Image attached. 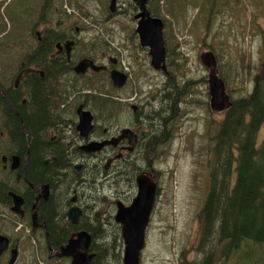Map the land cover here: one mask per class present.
I'll use <instances>...</instances> for the list:
<instances>
[{"label": "flooded vegetation", "instance_id": "obj_1", "mask_svg": "<svg viewBox=\"0 0 264 264\" xmlns=\"http://www.w3.org/2000/svg\"><path fill=\"white\" fill-rule=\"evenodd\" d=\"M118 1L120 0H117L114 12H111L110 0H106L108 13L119 15L123 12L124 15H128L132 12L131 19L136 22L135 15L138 9L135 3L124 0L126 5L124 7L118 5ZM132 7L136 8L135 12ZM67 14L72 19L71 13L67 11ZM110 18L112 17H106L105 20ZM81 21L88 24V20L84 18H81ZM34 23H38L37 29L41 28V15ZM64 30L66 31L38 32L34 29L36 43L49 44L39 47L37 51V58L40 60L41 57V69L36 63L24 61L29 48L23 47L22 55L25 57L20 56L22 61L17 65L13 79L6 87L9 94L0 89V94L8 105L6 121L1 129L5 132L11 147L19 148L15 151L9 147L6 154L0 157L1 164L4 170L8 167L15 184L19 185L22 182L26 184L28 190L23 191L27 190L32 194L34 204L37 202L40 204L39 209L33 208V204L30 212H26L22 206V214L18 215L22 219L20 226L24 223L29 227L28 237L31 241L24 242H27L26 250L30 251L22 254L24 242L21 243L22 237L18 234L14 239L7 237L9 245L0 258L4 254L9 260L12 251L17 249V259L20 256L37 257L41 258L40 264H71V257L58 254L79 232L88 233L91 244L94 238L91 231L96 229L103 233L107 232L111 224L120 229L121 235V225L115 220L117 205L128 207L131 204L137 194V178L145 176L155 183L157 188L155 204L159 198L161 188L155 179L154 163L158 150L170 144L176 136V134L169 136L172 129L169 123L175 116L172 115L169 105H172L170 100L173 99V95L183 90L180 86L186 81L179 84V79L170 78L166 65L167 73L156 71L165 77L163 81L146 85L144 92L141 87L138 93L121 58L122 53L128 49L127 45L121 50H112L115 55L111 56V49L102 46L101 40L97 39L96 43L99 45L91 51L90 56L81 47L82 44L91 42L84 41L85 28L81 26L71 30L66 25ZM133 35L137 38L135 30ZM2 37L0 35V38ZM15 49L20 50L17 47ZM137 49L146 51L148 55V49L141 47L139 41ZM132 54L130 56H133ZM82 60L92 61L95 66L103 69L97 72L86 69L83 73H76L74 67ZM25 70L27 73L23 74ZM111 70L126 75L127 79L123 86L113 85L109 76ZM19 74L21 76L15 85ZM29 77L41 79L43 94L39 99L34 96L30 89L31 85L27 84V80L30 81ZM93 78L100 79V85L93 86L90 83ZM76 83L79 90L62 89L63 84L73 86ZM130 87L133 88L128 91ZM113 91L118 94L115 95ZM163 96H166L168 105L161 103ZM185 102L184 99L177 104L178 110H182L181 104ZM87 114L90 117L89 129H86ZM24 118L26 122L31 123V127H35L38 134L36 142V148L40 152L38 170H33L36 165L32 164L30 154L33 138L28 139L21 127ZM14 119L20 122L19 131L24 133L22 139L17 134ZM81 124L82 129L79 128ZM177 127L178 131V123ZM21 142L25 144V150L21 149ZM93 147L98 148L92 149ZM21 151H24L23 154ZM15 156L19 161L17 166L15 165L16 168L11 169ZM26 172H30L31 176L33 174L36 182L38 181L36 186L27 182ZM37 198L39 199L35 203ZM10 202L12 206V200ZM155 204L147 229L154 214ZM71 208L79 211L76 222L73 223L67 215ZM38 238L41 240L40 244L36 243ZM103 241L108 242L107 238ZM91 244L87 252L94 256L89 264H93L95 259Z\"/></svg>", "mask_w": 264, "mask_h": 264}, {"label": "rangeland", "instance_id": "obj_2", "mask_svg": "<svg viewBox=\"0 0 264 264\" xmlns=\"http://www.w3.org/2000/svg\"><path fill=\"white\" fill-rule=\"evenodd\" d=\"M237 1L239 3L235 10L214 20L209 31L204 25L198 23L194 28L191 27L190 23L200 15L197 11L198 7H192V5H189L186 13V24L182 20L178 23L173 20L171 24V31L179 44L177 52L188 60L184 67V77H179V79L180 82H193L192 93L185 99L186 102L181 104L183 117L178 122L179 130L176 136L170 144L158 150L155 159V179L161 189L151 223L146 231L147 236L140 256V264H181L183 260L192 261L195 256L194 250L199 238L195 213L205 196L208 174L206 138L207 135L213 134L212 126H208L207 123L209 120L220 121L224 114L213 112L209 108L208 69L200 62V56L206 52L214 54L218 75L219 77L224 76L227 80L228 85H225L227 93L229 89L234 90L232 97L238 96L240 89L244 91L249 89L252 78L260 65L258 32L260 28H264V0ZM118 5L126 7L124 0L118 1ZM63 6L75 15H72L71 26L72 23L78 22L85 28L83 30L85 42L97 35L102 36L110 42L107 47L111 49V56L115 55L112 50H121L127 45L128 49L122 53L121 58L124 67L130 72L136 85L134 88L138 93L141 87L144 92L146 85L163 81L165 77L149 66L150 61L146 51L136 50L138 41L133 35L136 22L131 19V13L128 15H124L123 12L119 15L114 14L112 18L106 20L105 24H99L103 20L104 9L107 6L104 0H63ZM40 10L41 0H0V31H4L5 36V39L1 38L3 41L0 46L6 45L11 40L10 48L13 49L6 55L4 54L1 59L3 68L0 69V78H3V75L5 78L9 75L13 76L16 72L17 65L14 63L22 52L16 50L13 43H17V39L26 34L25 31L32 22L39 20ZM74 10L79 17L76 16ZM81 18L88 20V24L83 23ZM90 20L95 21L96 24ZM64 29L65 27L61 26L58 31L65 32ZM69 29H71L70 26ZM35 30L43 31V27L35 28ZM31 43L34 44L35 41ZM203 45L212 47V50ZM131 53L133 56H130ZM11 61L13 64L10 63ZM2 71L5 74H1ZM91 80L90 83L93 86L100 85V79ZM131 88L133 87H130L128 91ZM113 93L118 94L115 91ZM2 126L0 118V143H6L7 136L2 131ZM263 140L264 129H261L258 142ZM0 150V157L7 152H5L4 145L0 146ZM9 176L8 167L4 170L0 161V181L6 180ZM10 178L11 186L17 185L20 191L24 189L21 184L13 182V176ZM10 206L11 204L0 205V232L2 233L0 234L10 239H14L16 234H19L22 237H20L21 243L26 240L31 241L28 237L29 227H26L24 223H21L23 226L17 230L20 222L10 210ZM37 240L38 242L35 240L36 243L40 244V238ZM22 247L23 255L30 251L26 250L27 242H24ZM0 261L1 264H7L8 258L3 254ZM16 261L17 264H35V262L40 264L41 258L20 256Z\"/></svg>", "mask_w": 264, "mask_h": 264}, {"label": "trees", "instance_id": "obj_3", "mask_svg": "<svg viewBox=\"0 0 264 264\" xmlns=\"http://www.w3.org/2000/svg\"><path fill=\"white\" fill-rule=\"evenodd\" d=\"M104 2L107 5L106 0ZM238 3L237 0H191V3H189V0H148L147 11L150 16L161 19L164 24L166 65L170 78L179 79V77H184V67L188 62L186 58L177 52L179 44L171 31L173 20H176L177 23L182 20L186 24V13L189 10V5H192V7H198L197 11L200 15L198 14V18L190 23L191 27L194 28L195 24L198 23L204 25L206 30L209 31L214 20L229 11L235 10ZM68 5L71 4L68 3ZM246 6L248 8V5ZM132 9H135L133 12L136 11L135 7H132ZM112 16L108 13L106 6L103 20L99 24H105L106 17ZM91 22L96 24L95 21L91 20ZM54 25L55 27H53ZM66 25L70 26L71 30H74V27H81L78 22L72 23L71 26V18L63 6V0H41V26L44 27L43 32L58 31L61 26L65 27ZM37 26L38 23L32 22L27 27L26 34L17 39L18 42L13 43V46L19 48L21 52L23 47H28L27 57L24 61L36 63L41 69V57L40 60L37 58V51L39 47L49 46V44L36 43L33 32ZM3 33L4 31H0V35L5 39ZM258 34L260 65L252 78L249 89L246 91L240 89L236 97L231 96L234 90L229 89L230 108L224 112L220 121L209 120L207 123L208 126H212L213 134L211 136L206 134V144L208 146L206 149L208 170L206 190L205 196L195 213L199 227V238L194 250L193 260L190 262L183 260L181 264H264V140L258 142L259 132L264 129V28H260ZM97 39L101 40L102 46L110 44L108 40L100 35L93 37L90 39L91 42L84 43L81 46L87 55L91 56V51H94L99 45L96 43ZM2 41L0 38V43ZM10 41L6 45L0 46V69L3 68L1 60L3 55L13 50L10 48L12 46ZM34 41V44L31 43ZM203 46L212 50V47L208 45ZM23 57L25 55H22ZM20 61L22 60L19 57L14 64L18 65ZM3 73L2 71L1 74ZM11 76L5 78L3 75V78H0V89L5 90L7 94L9 93L6 87L13 79V76ZM220 77L227 86L226 78L222 75ZM27 81V84L31 85L30 89H32L34 96L39 99V96L43 94L41 93V79L37 77ZM68 84H63L62 89L79 90L77 83L73 86ZM192 84V81L184 82L180 86L184 91L175 93L173 99L170 100L172 105L169 106L172 115L175 116L169 123V126L172 127L169 136H175L177 132L178 120L183 116V111L178 110L177 104L190 97ZM161 103H164V105L169 104L166 96H163ZM6 111H8V105L0 94L2 124H5L6 121ZM14 121L17 134L22 139L24 133L19 131L20 122L16 119ZM22 124L21 127L26 133L25 136L30 140L33 138L30 145V154L32 164L36 165L33 170H38L40 161V152L36 148L38 134H36L35 127H31V123L26 122L25 118ZM1 145H4L5 152L9 147L10 150L12 148L15 151L19 149L15 145L16 149L11 147L8 139L6 143H0ZM20 145L21 149L25 150V144L21 142ZM23 152L21 151L22 154ZM29 173H25L27 182L32 186H36L38 181L36 182L33 174L31 176ZM10 179L9 176L6 180L0 181V205L7 206L11 204L7 194L9 191L21 195L24 200L23 209L30 212L34 200L32 194L27 192L26 184L24 182L20 183L24 189H27L25 192L24 189L20 191L17 185L13 184L11 186ZM34 205L36 209H39V202ZM16 219L19 222L22 221L19 216H16ZM115 226V224H111L109 232L103 233L96 229L91 231L94 236L91 244V250L95 254L93 264H122L123 242L120 229ZM103 235L108 242L103 241Z\"/></svg>", "mask_w": 264, "mask_h": 264}, {"label": "water", "instance_id": "obj_4", "mask_svg": "<svg viewBox=\"0 0 264 264\" xmlns=\"http://www.w3.org/2000/svg\"><path fill=\"white\" fill-rule=\"evenodd\" d=\"M131 1L135 3L138 9L135 15V20H137L135 33L140 46L148 49L150 67L155 71L167 73L165 41L163 36L164 24L161 19L150 16L146 9L148 0ZM116 2L117 0H110L109 9L111 12H114ZM200 62L208 69L207 83L209 108L213 112L224 113L230 108L231 100L224 81L218 75L216 58L213 53L206 52L200 56ZM86 69L97 72L103 68L95 66L93 62L89 60H82L74 67L76 73H83ZM25 73H27L26 70L23 71V74ZM20 76L21 74L17 76L15 85H17ZM109 76L113 85L116 87L123 86L127 79L125 74L116 70H111ZM85 116L87 118L86 129H89L90 117L88 114ZM82 124L79 126L81 129ZM98 146L100 147V145ZM94 148L96 149L98 147H93L92 149ZM18 161V157H13L14 164L11 169L16 168ZM156 193L157 188L155 183L149 181L145 176H140L137 178V194L131 204L128 207H124L121 204L117 205L115 220L121 225V237L123 242L122 264H140V256L145 247L146 230L155 204ZM8 196L12 200L10 210L16 216L21 215V207L24 203L23 198L12 192H9ZM38 199L39 198L35 200V203ZM33 208H35V205ZM78 214L79 211L76 208H71L67 213L72 223L76 222ZM90 244V235L84 231L79 232L75 239H71L66 247L61 249L58 256L71 257V264H89L94 256L87 252ZM8 245V238L0 234V255L7 249ZM17 253V249L12 251V255L7 264H15Z\"/></svg>", "mask_w": 264, "mask_h": 264}, {"label": "built area", "instance_id": "obj_5", "mask_svg": "<svg viewBox=\"0 0 264 264\" xmlns=\"http://www.w3.org/2000/svg\"><path fill=\"white\" fill-rule=\"evenodd\" d=\"M20 227V225H18Z\"/></svg>", "mask_w": 264, "mask_h": 264}]
</instances>
